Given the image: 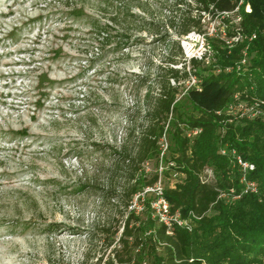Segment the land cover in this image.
<instances>
[{"label":"rangeland","instance_id":"rangeland-1","mask_svg":"<svg viewBox=\"0 0 264 264\" xmlns=\"http://www.w3.org/2000/svg\"><path fill=\"white\" fill-rule=\"evenodd\" d=\"M171 5V0H0V264L100 259L105 264L109 239L126 213L111 199L124 184L121 172L112 173L113 151L124 143L126 115L145 107L147 93L158 92L142 78L156 79L166 65L170 44L160 37L178 39L169 28ZM142 17L154 21L155 32ZM230 20L227 26L206 15L202 30L230 43L238 13ZM180 44L187 60H200L203 44L207 47L197 32ZM227 113L264 118L256 100L233 103ZM163 144L169 149L167 137ZM168 167L167 160L152 162L145 173ZM178 179L162 177V186ZM143 200L133 209L153 210L154 200Z\"/></svg>","mask_w":264,"mask_h":264},{"label":"trees","instance_id":"trees-1","mask_svg":"<svg viewBox=\"0 0 264 264\" xmlns=\"http://www.w3.org/2000/svg\"><path fill=\"white\" fill-rule=\"evenodd\" d=\"M171 1L169 28L178 39L160 37L170 44L166 65L156 79L142 78L158 92L147 93L145 107L126 115L124 143L113 151L112 173L121 172L124 184L111 199L126 213L109 239L112 251L105 264H264V118L227 113L233 103L264 102V0ZM226 13L240 18L227 35L230 43L202 30L206 15L230 26ZM139 19L155 32L154 21ZM194 32L203 36L208 52L200 60H187L180 41ZM209 59L213 62L204 67ZM192 77L196 82L186 86ZM166 137L170 146L162 155ZM239 158L254 169L245 173ZM163 160L170 165L166 172L145 173V165L159 166ZM206 168L214 174L210 183L202 181ZM173 174L181 179L164 186L163 196L171 213L189 221L192 230L173 224L169 231L151 207L141 213L130 209L147 188ZM243 178L254 183L257 192L247 191ZM146 198L157 200L153 193H146L144 202Z\"/></svg>","mask_w":264,"mask_h":264},{"label":"built area","instance_id":"built-area-1","mask_svg":"<svg viewBox=\"0 0 264 264\" xmlns=\"http://www.w3.org/2000/svg\"><path fill=\"white\" fill-rule=\"evenodd\" d=\"M243 2V0H242ZM248 6V9H247V12L250 13L251 12V8L249 5ZM238 10H236L237 12ZM233 14V13H232ZM231 14H228L226 13L225 16H230ZM239 21H240V18H239ZM255 38V36L253 37ZM252 38V39H253ZM245 60L242 62L243 64H245ZM195 83V81H193ZM262 105L264 104V102H261ZM258 106L259 103H256ZM239 105V103H238ZM260 114V112H259ZM256 117H260V116H255L254 119ZM200 131H195L193 132L194 135H197ZM167 150V146L163 144V153L162 155L165 153V151ZM238 163L240 165V167L242 168V170L246 173L247 171H252L254 169V166L251 165L250 163H247V162H244L242 159H238ZM214 180V174H213V171L210 169V168H206L205 171H204V174L202 176V181L203 183H210ZM243 182L246 183V189L247 191H251V192H257V188H256V185L254 183H249L246 181L245 178L242 179ZM146 193H153L156 197H157V200L154 201V203H152V208H153V211H154V217H157L159 219V222L161 224H164L166 227L169 228V231L171 230V227L173 224H176L178 226H181V227H187L189 230H192V225L189 223V221H186V220H182L180 215L178 213L176 214H172L171 213V207L168 203V201L164 198V187L162 186V182L159 181L155 187L153 188H147L145 190L144 193H142L141 195H139L137 197V199L139 197L141 198H144L145 194ZM137 201L134 202V206L135 208H138L137 206ZM131 207V209H133L134 207ZM170 234V232H169Z\"/></svg>","mask_w":264,"mask_h":264},{"label":"clouds","instance_id":"clouds-1","mask_svg":"<svg viewBox=\"0 0 264 264\" xmlns=\"http://www.w3.org/2000/svg\"><path fill=\"white\" fill-rule=\"evenodd\" d=\"M203 47H204V54L203 55H205L207 52H208V48L207 47H205V45L203 44Z\"/></svg>","mask_w":264,"mask_h":264}]
</instances>
